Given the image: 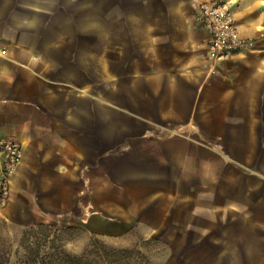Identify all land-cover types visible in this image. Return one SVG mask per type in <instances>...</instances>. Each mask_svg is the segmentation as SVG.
Wrapping results in <instances>:
<instances>
[{
  "label": "crops",
  "instance_id": "0c3cea01",
  "mask_svg": "<svg viewBox=\"0 0 264 264\" xmlns=\"http://www.w3.org/2000/svg\"><path fill=\"white\" fill-rule=\"evenodd\" d=\"M204 1L0 0V137L23 148L10 193L23 182L81 210L116 188L142 197L122 220L168 229L193 264H264V45L211 69ZM225 1L241 37L264 39V0ZM154 117L179 134L148 135ZM103 145L115 170L94 160Z\"/></svg>",
  "mask_w": 264,
  "mask_h": 264
},
{
  "label": "rangeland",
  "instance_id": "374dc122",
  "mask_svg": "<svg viewBox=\"0 0 264 264\" xmlns=\"http://www.w3.org/2000/svg\"><path fill=\"white\" fill-rule=\"evenodd\" d=\"M245 39L248 42V46L245 49H258L259 46L264 45V39L261 38ZM229 60L230 56L217 63L211 62L210 68L216 69L218 64L228 63ZM231 72H229V76H232L233 73ZM197 103H200V101H196ZM228 110L229 112L232 111V109ZM229 114L225 116L220 126L221 138L215 142V144L220 146L227 144L233 139V124L229 119ZM180 119L183 121L187 117L182 116ZM200 119V115L194 116L196 123H200ZM214 119H217V117H214ZM150 120L155 124L146 133L152 137L159 135L172 137V135L179 134L175 131L164 130L166 128L164 127L166 126L164 118L160 120L154 117L153 120L152 118ZM142 127L148 128L147 126ZM140 132L141 130H133L130 134H140ZM212 134L216 135V130L211 132ZM119 135L120 133L118 132L117 136L113 137L112 141L114 145L121 140L118 137ZM193 136L196 138V135L193 134ZM103 150L104 145L96 150L97 156L94 158L100 167L99 169L103 171L106 168H113V170L118 168L115 161L111 162L105 159L104 156H99V153ZM131 187V189L135 187L132 193L138 192L139 189H137V186ZM108 191L107 194L80 197L82 203L81 210L79 208L77 209V207L72 210V197L54 196L51 198L48 195H43L35 187H25L23 182L20 183L18 191L15 194L10 193L7 202L4 205H0V259L8 258L10 263L15 262L24 253L23 247H21L24 233L34 227L35 224L44 223L50 225L52 229L57 230L66 227L76 228L72 231L65 232L60 240L64 249L72 254H81L89 247L93 239H97L108 248L139 251L140 255L138 258L136 257V262L132 264H193V261L186 260L183 257V253L175 251L174 248H170L169 244L165 242L169 239L168 229L162 235L164 241H160L159 238H147L148 230L133 225L131 223L133 221L130 219H128L130 222H125V220L120 218L123 214L135 216L140 206L138 200L142 197L136 196L137 194L122 195L120 194V190L116 188ZM88 203L95 204L96 210L92 212L83 211V205H87ZM140 213L147 220L151 221V223H157L160 219L158 212L145 211L144 213ZM56 215H58L57 220L50 219ZM71 222L75 223V225H72ZM128 225H132L130 229H128ZM29 239L30 243L36 240L35 237H29Z\"/></svg>",
  "mask_w": 264,
  "mask_h": 264
},
{
  "label": "built area",
  "instance_id": "2783aa9c",
  "mask_svg": "<svg viewBox=\"0 0 264 264\" xmlns=\"http://www.w3.org/2000/svg\"><path fill=\"white\" fill-rule=\"evenodd\" d=\"M197 15L209 33L207 57L211 62L223 61L234 51L248 46L247 39L239 35L233 12L225 0L199 3ZM0 54L4 55L5 50H1ZM22 157L19 142L0 137V205H4L10 197L11 179Z\"/></svg>",
  "mask_w": 264,
  "mask_h": 264
},
{
  "label": "trees",
  "instance_id": "16d2710c",
  "mask_svg": "<svg viewBox=\"0 0 264 264\" xmlns=\"http://www.w3.org/2000/svg\"><path fill=\"white\" fill-rule=\"evenodd\" d=\"M73 229L76 228L57 230L48 224L37 223L23 235V255L13 263L8 258H1L0 264H132L140 255L135 250L108 248L97 239H93L81 254L69 253L60 240L65 232ZM29 237H35L36 240L30 243Z\"/></svg>",
  "mask_w": 264,
  "mask_h": 264
}]
</instances>
